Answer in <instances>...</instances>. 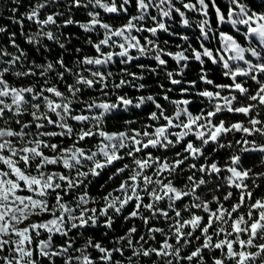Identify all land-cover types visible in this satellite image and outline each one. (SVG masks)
I'll return each mask as SVG.
<instances>
[{"label":"snow or ice","instance_id":"6c2138e0","mask_svg":"<svg viewBox=\"0 0 264 264\" xmlns=\"http://www.w3.org/2000/svg\"><path fill=\"white\" fill-rule=\"evenodd\" d=\"M6 10L0 264H264V0Z\"/></svg>","mask_w":264,"mask_h":264},{"label":"trees","instance_id":"16d2710c","mask_svg":"<svg viewBox=\"0 0 264 264\" xmlns=\"http://www.w3.org/2000/svg\"><path fill=\"white\" fill-rule=\"evenodd\" d=\"M8 4V0H0V12H2V15L3 16H7L8 15V12L6 10V6ZM7 21L6 20H3V19H0V23H6ZM189 75L194 77L195 75V65H193V69L191 72H189Z\"/></svg>","mask_w":264,"mask_h":264}]
</instances>
